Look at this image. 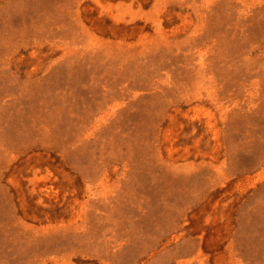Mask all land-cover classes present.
I'll use <instances>...</instances> for the list:
<instances>
[{
    "label": "rangeland",
    "instance_id": "1",
    "mask_svg": "<svg viewBox=\"0 0 264 264\" xmlns=\"http://www.w3.org/2000/svg\"><path fill=\"white\" fill-rule=\"evenodd\" d=\"M0 264H264V0H0Z\"/></svg>",
    "mask_w": 264,
    "mask_h": 264
}]
</instances>
